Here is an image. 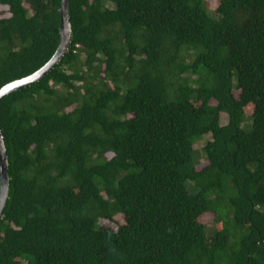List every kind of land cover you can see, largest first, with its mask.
<instances>
[{
  "label": "trees",
  "instance_id": "obj_1",
  "mask_svg": "<svg viewBox=\"0 0 264 264\" xmlns=\"http://www.w3.org/2000/svg\"><path fill=\"white\" fill-rule=\"evenodd\" d=\"M61 1L0 0V90L54 56ZM67 17L59 61L0 99V264H264V0Z\"/></svg>",
  "mask_w": 264,
  "mask_h": 264
},
{
  "label": "water",
  "instance_id": "obj_2",
  "mask_svg": "<svg viewBox=\"0 0 264 264\" xmlns=\"http://www.w3.org/2000/svg\"><path fill=\"white\" fill-rule=\"evenodd\" d=\"M69 0H62L60 6V41L58 48L51 58V60L42 67L39 71L32 74L29 77L23 78L21 80L14 81L0 90V99L7 96L8 94L21 90L30 84L37 82L42 77H44L48 71H50L54 65L59 61L61 56L66 52L70 43V22L67 17V8ZM8 198V174H7V156L0 131V218L2 216L3 209L5 207Z\"/></svg>",
  "mask_w": 264,
  "mask_h": 264
},
{
  "label": "rangeland",
  "instance_id": "obj_3",
  "mask_svg": "<svg viewBox=\"0 0 264 264\" xmlns=\"http://www.w3.org/2000/svg\"><path fill=\"white\" fill-rule=\"evenodd\" d=\"M206 4H207V8L209 9V11L213 12L217 7H218V0H205ZM4 9L0 7V12L3 11ZM1 16V14H0ZM249 114V112H248ZM227 122V117L225 114L220 115V124L221 125H225ZM203 146V141L198 142L195 146L194 149L197 151L196 154V161H197V170H200L201 168H203L206 163H205V159L203 158L201 152L199 151ZM198 221L204 225H206L209 229L212 226V223L214 221L213 216L211 215H201L200 218L198 219ZM123 224V218L122 216H118L114 219L113 222H106V221H102L100 223L101 226H106L111 228L113 231H117V229L119 228L120 225Z\"/></svg>",
  "mask_w": 264,
  "mask_h": 264
}]
</instances>
